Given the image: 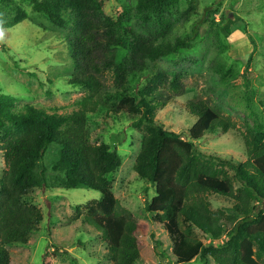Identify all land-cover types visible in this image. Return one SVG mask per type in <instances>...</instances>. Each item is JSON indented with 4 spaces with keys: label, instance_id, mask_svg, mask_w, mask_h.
<instances>
[{
    "label": "trees",
    "instance_id": "obj_1",
    "mask_svg": "<svg viewBox=\"0 0 264 264\" xmlns=\"http://www.w3.org/2000/svg\"><path fill=\"white\" fill-rule=\"evenodd\" d=\"M31 3L33 11L67 31V59L72 65L68 84L83 86L87 93L77 102L76 110L62 115L46 114L30 105L15 108L14 98L0 93V153L6 167L0 178V264H9L6 246L26 244L41 222L40 212L23 201L35 187L99 192L98 200L85 204L84 221L101 235L111 264H138L142 248L138 235L144 227L118 206L108 184V176L119 168L121 158L116 148L92 145L86 132L87 115L96 112L105 94L93 53L117 48L125 51L119 63L112 61L114 78L122 89L117 107L130 116L138 115L137 125L143 124L133 169L139 179L154 186L155 195L145 210L160 216L173 242L176 263L191 264L198 259L201 264H264V128L257 126L249 137L241 134L247 157L244 162L205 159L193 142L207 133L234 130L232 120L204 100L189 101L186 108L195 121L188 129L189 140H185L155 121L154 111L164 101L155 100L156 94L142 86L154 63L194 45L192 36L174 40L165 36L162 27L177 0H131L133 26L106 16L104 0ZM13 11L14 17L0 13V29L25 18L19 8ZM213 12L216 9L208 8L204 14ZM229 32L226 25L224 36ZM169 89L180 92L176 78ZM50 146H56L58 158L48 179L43 159ZM211 194L230 198L231 214L213 210ZM223 221H229V229ZM193 229L206 242L197 238Z\"/></svg>",
    "mask_w": 264,
    "mask_h": 264
},
{
    "label": "rangeland",
    "instance_id": "obj_2",
    "mask_svg": "<svg viewBox=\"0 0 264 264\" xmlns=\"http://www.w3.org/2000/svg\"><path fill=\"white\" fill-rule=\"evenodd\" d=\"M15 8L25 18L0 29V93L12 96L15 108L30 105L46 114L71 113L87 91L68 84L72 65L67 59V31L33 11L31 0H0V13L14 17ZM208 8L216 13L205 15ZM103 11L113 21L121 18L124 26L134 24L131 0H104ZM166 18L162 27L166 37L192 36L194 45L147 69L150 74L142 86L156 94L155 100L164 101L154 111L155 121L189 140L188 129L195 117L186 104L204 100L229 117L235 129L207 133L193 142L196 151L205 159L244 162L247 157L241 134L249 137L257 126L264 128V0H177ZM226 25L230 31L227 37L223 34ZM93 56L105 94L102 105L87 115L88 141L116 148L121 158L119 168L108 176V184L118 206L144 227L138 235L142 243L138 264H177L171 252L173 242L160 216L145 210L155 195L154 186L139 179L133 169L143 124L137 125L138 115L130 116L117 107L122 89L114 78L112 63H119L125 51L99 50ZM174 78L179 81L178 93L169 89ZM56 150L50 146L44 155L48 179L58 158ZM5 169L0 153V178ZM99 198V192L83 188L29 189L23 201L36 208L42 219L26 244L6 246L9 264H111L101 235L83 219L85 204ZM209 201L213 210L231 214L230 198L211 194ZM222 225L230 228L229 221ZM193 233L206 242L198 230ZM191 264L201 263L195 259Z\"/></svg>",
    "mask_w": 264,
    "mask_h": 264
}]
</instances>
